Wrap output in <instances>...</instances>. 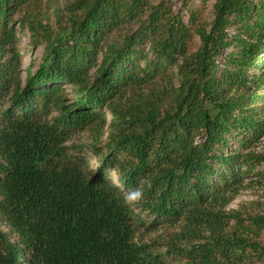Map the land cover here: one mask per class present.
Here are the masks:
<instances>
[{
    "label": "trees",
    "instance_id": "1",
    "mask_svg": "<svg viewBox=\"0 0 264 264\" xmlns=\"http://www.w3.org/2000/svg\"><path fill=\"white\" fill-rule=\"evenodd\" d=\"M187 1L0 0V264H264V0Z\"/></svg>",
    "mask_w": 264,
    "mask_h": 264
},
{
    "label": "rangeland",
    "instance_id": "2",
    "mask_svg": "<svg viewBox=\"0 0 264 264\" xmlns=\"http://www.w3.org/2000/svg\"><path fill=\"white\" fill-rule=\"evenodd\" d=\"M75 0H60L61 4L64 6L69 5ZM153 5H157L162 1L167 2L174 13L182 12V17L184 21L187 23L188 17L186 14V10H184L185 3L184 0H150ZM200 2V0H189L187 1V5H196ZM44 9L47 11L46 15L50 18V25H53L54 28L57 27L56 16L52 14L53 8H48L46 0H44ZM201 20L206 21L207 23H211L213 21V15L211 13V9L207 12L200 15ZM19 18L18 15L15 16L17 20ZM46 23V22H45ZM17 29L20 30V26L17 25ZM233 33V32H232ZM19 50L23 56L22 59V70L23 76L25 77V71L34 64L33 71L35 72L40 63L42 62V58L44 55L45 42L35 45L32 42L31 34L27 29L21 30L19 34ZM68 87L69 92L71 91V87ZM91 141L90 134L88 132L77 135L72 141L68 143V145H88ZM256 151L263 152L264 151V137L260 140V142L256 145ZM94 166L95 161H92ZM115 174V173H114ZM117 177V175L115 174ZM225 211L227 213H239L243 216H260L264 217V185L253 184L248 189L241 192L240 195L233 201V203L228 206ZM169 232V230H168ZM165 236V233L162 230L152 233L147 236V239H162ZM264 243V240H263ZM260 264V263H256Z\"/></svg>",
    "mask_w": 264,
    "mask_h": 264
},
{
    "label": "clouds",
    "instance_id": "3",
    "mask_svg": "<svg viewBox=\"0 0 264 264\" xmlns=\"http://www.w3.org/2000/svg\"><path fill=\"white\" fill-rule=\"evenodd\" d=\"M106 173V180L114 186H117L118 178L115 176L113 171L109 169ZM115 196L117 199H122L123 204L128 207H136L145 199L144 190L140 186L131 190L117 191Z\"/></svg>",
    "mask_w": 264,
    "mask_h": 264
}]
</instances>
